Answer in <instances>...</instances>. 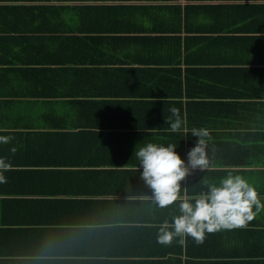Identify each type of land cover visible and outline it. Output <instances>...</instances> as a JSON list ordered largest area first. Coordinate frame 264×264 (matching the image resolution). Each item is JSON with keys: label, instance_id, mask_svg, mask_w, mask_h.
Here are the masks:
<instances>
[{"label": "crops", "instance_id": "crops-1", "mask_svg": "<svg viewBox=\"0 0 264 264\" xmlns=\"http://www.w3.org/2000/svg\"><path fill=\"white\" fill-rule=\"evenodd\" d=\"M3 3L52 5L57 23L86 32L62 44L71 50L61 64L42 63L37 36L50 34L24 35L34 40L25 49L2 35L0 136L12 139L0 142L11 164L0 183V264H250V250L264 252V209L199 244L158 243L159 225L179 210L155 202L135 157L149 142L172 143L187 163L192 128L206 127L208 166L189 169L182 193L231 173L264 203V163L250 165L264 158V0ZM181 104L172 132L166 121Z\"/></svg>", "mask_w": 264, "mask_h": 264}, {"label": "clouds", "instance_id": "clouds-1", "mask_svg": "<svg viewBox=\"0 0 264 264\" xmlns=\"http://www.w3.org/2000/svg\"><path fill=\"white\" fill-rule=\"evenodd\" d=\"M171 117L166 123L172 132L181 130L182 118L176 108L170 109ZM192 136L197 138L195 146L187 152V163L175 151L177 145L149 142L135 152L139 162L140 178L152 190L155 202L161 208L179 201V214L171 222L163 221L158 228V243L169 246L174 238L190 237L195 243H202L206 233L220 230L240 229L247 226L256 214L264 209L256 188L242 175L231 173L219 178L218 182L204 181L207 190L189 195H181L180 182L189 169L206 168V140L210 138L206 127H193ZM12 137L0 136V142L8 143ZM15 152V148L12 149ZM11 164L0 158V183L6 182L3 171ZM255 206V211L253 207Z\"/></svg>", "mask_w": 264, "mask_h": 264}, {"label": "trees", "instance_id": "trees-1", "mask_svg": "<svg viewBox=\"0 0 264 264\" xmlns=\"http://www.w3.org/2000/svg\"><path fill=\"white\" fill-rule=\"evenodd\" d=\"M11 1L14 2V0ZM55 8L56 7L52 5L24 6L7 3L0 4V44H5V40L2 35H6L5 39H7L8 44H10L12 47L22 46L23 49H25L33 45L34 40H31L29 37L24 35L37 33L50 34L45 37L37 36L44 41L46 45L45 50H47L46 58L43 59L42 63L61 64L60 60L63 59L64 56L70 54L69 52L71 50L70 48H64L62 44L69 45L70 42L73 41V39L79 38L77 37V35H73V33H84L86 31L84 30L85 28L81 27L78 24H72L71 22L62 21L57 23L55 20L59 18L58 15L61 14V11ZM76 9L81 14H79L80 19H84L85 13L87 14V10L85 11L81 7ZM27 21H30L32 27L27 24ZM41 30L47 33H40ZM64 32H68L69 34L66 36H61L59 34ZM79 39L84 42V37H80ZM21 61H25V59H21ZM53 69L57 70V68L54 67ZM53 69L42 68V70L40 71L52 72L54 71ZM176 94L180 95V91H178ZM176 103L179 104L181 102ZM180 108V115L181 118H183V115H185V111L182 108V104ZM186 110L188 111V107H186ZM185 119V125L188 128L193 126L189 121V117H186ZM96 139H103V137L98 136ZM262 162L264 163V161H261V159L258 158L252 159L250 160V165L257 163L260 164ZM186 191L189 195L198 194L191 190V188L189 187H187ZM182 194L183 193L181 191V195ZM169 208L174 210L179 209V201L162 209L166 211V209ZM255 250H250V264H264V252H257ZM254 256H256V259L254 258Z\"/></svg>", "mask_w": 264, "mask_h": 264}, {"label": "rangeland", "instance_id": "rangeland-1", "mask_svg": "<svg viewBox=\"0 0 264 264\" xmlns=\"http://www.w3.org/2000/svg\"><path fill=\"white\" fill-rule=\"evenodd\" d=\"M261 161H264V158H262ZM262 163H263V162H262Z\"/></svg>", "mask_w": 264, "mask_h": 264}]
</instances>
